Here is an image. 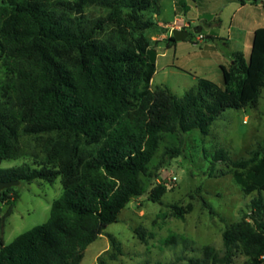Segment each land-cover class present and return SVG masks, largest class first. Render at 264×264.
I'll return each instance as SVG.
<instances>
[{
	"label": "trees",
	"instance_id": "obj_1",
	"mask_svg": "<svg viewBox=\"0 0 264 264\" xmlns=\"http://www.w3.org/2000/svg\"><path fill=\"white\" fill-rule=\"evenodd\" d=\"M161 1L1 0V8L9 16L6 31L2 30L4 39L14 40L19 24L27 23L20 48L39 56L50 82L40 90L35 110L24 106L15 112L9 103L0 102V160L16 158L21 132L50 138L37 168L25 165L0 170V182L53 184L61 178L64 194L53 204L46 224L19 236L9 246L3 235L14 209L4 215L0 209V264H81L87 248L118 222L134 199L146 194L143 178L154 176L150 166L163 135L194 131L208 135L226 111L257 105L264 87V27L254 31L248 61L237 53L229 70L221 67L224 89L201 81L181 99L168 89L149 91L156 73V53L145 32L155 25L144 21L143 15L154 10L159 13ZM175 1L184 7L185 0ZM88 7L105 10L107 15L91 17L85 13ZM176 43L170 37L168 49ZM46 46H60L92 61L114 109L88 106L77 99L72 78ZM121 111L133 114L137 123L135 129L112 139L109 131L120 123ZM180 141L179 147L166 149L155 172L182 156L183 138ZM212 161L226 162L242 191L258 196L251 201L250 212L224 232V254L206 248L202 257L190 264H233L239 251L248 257L246 264H264V147L252 158L238 161L219 150ZM12 191L2 192L0 201H7ZM167 191L165 185H158L150 200L159 202ZM109 239L112 251L106 254L117 260L123 251L114 237ZM98 264H106L102 256Z\"/></svg>",
	"mask_w": 264,
	"mask_h": 264
},
{
	"label": "rangeland",
	"instance_id": "obj_2",
	"mask_svg": "<svg viewBox=\"0 0 264 264\" xmlns=\"http://www.w3.org/2000/svg\"><path fill=\"white\" fill-rule=\"evenodd\" d=\"M263 5L264 0H185L183 7L175 0H162L159 13L154 10L143 15L144 21L155 25L145 32L156 53V73L149 91L168 89L181 99L198 88L201 81H210L224 89L221 67L229 70L237 53L249 60L254 31L264 27ZM85 13L91 17L107 15V11L96 7H88ZM8 18L0 0V102L9 103L15 112L24 106L35 110L34 104L39 102L40 90L49 84L50 74L38 55L20 48L27 23L19 24L14 40L4 39L2 34ZM176 18L183 19L184 23L174 22ZM111 29H107L108 33ZM174 29L187 31L189 37L168 49ZM195 29L201 32L197 34ZM46 47L49 55L72 78L77 99L88 106L107 111L114 109L115 104L99 82L92 61L60 46ZM143 87L142 83L139 90ZM136 121L133 114L121 111L120 123L109 131L112 139L135 129ZM49 138L21 132L16 158L0 160V170L25 165L37 168L44 160L42 149ZM181 138L184 141L182 156L155 172L166 149L179 147ZM263 147L264 87L255 107L226 111L208 135L200 131L182 136L163 135L150 166L154 176L143 178L146 194L134 199L121 212L118 222L110 225L104 235L87 248L81 264H98L101 256L106 264H190L200 259L206 248L223 255L224 232L240 222L243 213L250 212V203L258 193L245 194L235 182L232 168L226 162H213V155L224 150L231 160L238 161L252 158ZM158 185H165L168 191L154 203L150 195ZM5 191H0V197ZM63 194L61 178L53 184L36 181L14 187L8 193L10 198L0 201L2 215L11 207L14 209L4 229V244L9 246L19 236L46 224L53 204ZM109 236L115 238L123 251L117 260L106 254L112 251ZM1 238L0 229V249ZM247 260L244 251H239L233 264H246Z\"/></svg>",
	"mask_w": 264,
	"mask_h": 264
},
{
	"label": "water",
	"instance_id": "obj_3",
	"mask_svg": "<svg viewBox=\"0 0 264 264\" xmlns=\"http://www.w3.org/2000/svg\"><path fill=\"white\" fill-rule=\"evenodd\" d=\"M195 32L198 34L201 32V29H195ZM172 37L176 42H182L188 39L189 33L185 30L174 29L172 31ZM21 181H9V182H0V191L8 190L14 187H18L21 185Z\"/></svg>",
	"mask_w": 264,
	"mask_h": 264
},
{
	"label": "crops",
	"instance_id": "obj_4",
	"mask_svg": "<svg viewBox=\"0 0 264 264\" xmlns=\"http://www.w3.org/2000/svg\"><path fill=\"white\" fill-rule=\"evenodd\" d=\"M243 5H246V4H243ZM174 22H177V23H184V20H183V19H177V18H176ZM191 24H192V23H191ZM162 25H163V23H160V26H162ZM167 27L169 28L170 25L168 24Z\"/></svg>",
	"mask_w": 264,
	"mask_h": 264
},
{
	"label": "built area",
	"instance_id": "obj_5",
	"mask_svg": "<svg viewBox=\"0 0 264 264\" xmlns=\"http://www.w3.org/2000/svg\"><path fill=\"white\" fill-rule=\"evenodd\" d=\"M203 39V37L202 36H200V39L199 40H202Z\"/></svg>",
	"mask_w": 264,
	"mask_h": 264
}]
</instances>
